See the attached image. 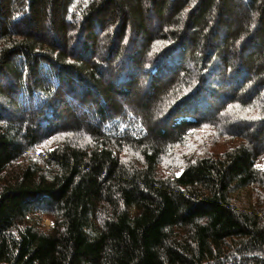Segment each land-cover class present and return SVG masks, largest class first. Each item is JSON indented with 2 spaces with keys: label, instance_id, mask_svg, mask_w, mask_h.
Listing matches in <instances>:
<instances>
[{
  "label": "trees",
  "instance_id": "trees-1",
  "mask_svg": "<svg viewBox=\"0 0 264 264\" xmlns=\"http://www.w3.org/2000/svg\"><path fill=\"white\" fill-rule=\"evenodd\" d=\"M263 156L264 0H0V264H264Z\"/></svg>",
  "mask_w": 264,
  "mask_h": 264
},
{
  "label": "rangeland",
  "instance_id": "rangeland-1",
  "mask_svg": "<svg viewBox=\"0 0 264 264\" xmlns=\"http://www.w3.org/2000/svg\"><path fill=\"white\" fill-rule=\"evenodd\" d=\"M21 106L25 105V102L22 99L17 100ZM75 108H79L76 104H73ZM7 109H11L10 106H7ZM82 112V111H79ZM87 114V113H86ZM89 115V114H88ZM228 136H222L216 134L213 130H206V134L199 135L197 132H194L188 139L189 143L187 146H175L173 149L170 150L169 154L164 158L163 161L160 162V167L163 170V172L168 171L172 167H176V163L178 160L182 157H188L191 154L195 153H204L209 152L211 150L215 149H222L224 147L223 141ZM42 149V146H38L36 148H33L30 153L31 159H35L38 154H40V151ZM175 164V165H174ZM258 166L264 171V156L259 159ZM244 198H241L240 201H243ZM50 223L49 217H43L42 218V226H48Z\"/></svg>",
  "mask_w": 264,
  "mask_h": 264
}]
</instances>
